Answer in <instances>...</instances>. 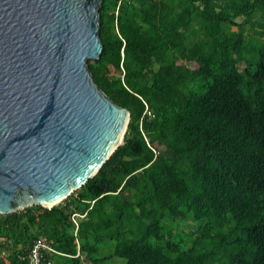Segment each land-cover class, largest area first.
<instances>
[{
  "label": "trees",
  "instance_id": "1",
  "mask_svg": "<svg viewBox=\"0 0 264 264\" xmlns=\"http://www.w3.org/2000/svg\"><path fill=\"white\" fill-rule=\"evenodd\" d=\"M98 17L86 64L129 113L122 145L58 204L0 215V264L34 240L51 264H264V0H101Z\"/></svg>",
  "mask_w": 264,
  "mask_h": 264
},
{
  "label": "water",
  "instance_id": "2",
  "mask_svg": "<svg viewBox=\"0 0 264 264\" xmlns=\"http://www.w3.org/2000/svg\"><path fill=\"white\" fill-rule=\"evenodd\" d=\"M101 0H0V215L49 209L122 145L129 120L93 82Z\"/></svg>",
  "mask_w": 264,
  "mask_h": 264
},
{
  "label": "built area",
  "instance_id": "3",
  "mask_svg": "<svg viewBox=\"0 0 264 264\" xmlns=\"http://www.w3.org/2000/svg\"><path fill=\"white\" fill-rule=\"evenodd\" d=\"M83 216L84 215L77 214L71 215L70 218L75 226V229L77 227L76 220L82 218ZM50 255H59V253L53 250L48 243L40 240H34L28 250L27 256L25 259L21 258V260L24 261L25 264H51L47 258L45 259L46 256Z\"/></svg>",
  "mask_w": 264,
  "mask_h": 264
},
{
  "label": "rangeland",
  "instance_id": "4",
  "mask_svg": "<svg viewBox=\"0 0 264 264\" xmlns=\"http://www.w3.org/2000/svg\"><path fill=\"white\" fill-rule=\"evenodd\" d=\"M239 20H240V19H237L236 21L239 22ZM233 29H234V28H233ZM247 33H248V31H247ZM118 262H119L118 264H120V261H118Z\"/></svg>",
  "mask_w": 264,
  "mask_h": 264
}]
</instances>
